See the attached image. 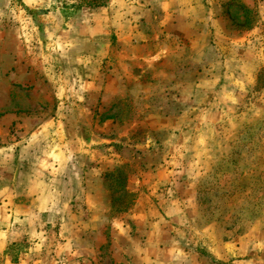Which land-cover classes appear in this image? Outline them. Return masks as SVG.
<instances>
[{"label":"rangeland","instance_id":"1","mask_svg":"<svg viewBox=\"0 0 264 264\" xmlns=\"http://www.w3.org/2000/svg\"><path fill=\"white\" fill-rule=\"evenodd\" d=\"M35 164L0 264H264V0H0V172Z\"/></svg>","mask_w":264,"mask_h":264},{"label":"crops","instance_id":"2","mask_svg":"<svg viewBox=\"0 0 264 264\" xmlns=\"http://www.w3.org/2000/svg\"><path fill=\"white\" fill-rule=\"evenodd\" d=\"M25 164L22 161V164L18 166L22 167ZM47 164V173L51 174L49 169L55 172L58 163L52 161L50 156ZM35 166L36 164L29 167L30 175L25 185L15 179L7 181L5 173L0 172V253L6 251L26 231L29 230L30 233L33 220L42 219L44 215L49 217L53 212H56L52 204L56 201L57 196L54 194V190H49V183L40 178L41 172ZM27 203H34L38 206L32 208V206H27ZM9 264L15 263L9 261Z\"/></svg>","mask_w":264,"mask_h":264},{"label":"trees","instance_id":"3","mask_svg":"<svg viewBox=\"0 0 264 264\" xmlns=\"http://www.w3.org/2000/svg\"><path fill=\"white\" fill-rule=\"evenodd\" d=\"M242 7V9L245 11V10H247L244 6H241Z\"/></svg>","mask_w":264,"mask_h":264}]
</instances>
